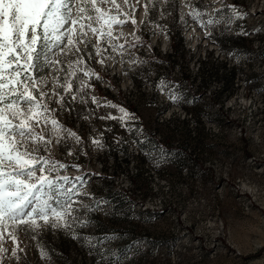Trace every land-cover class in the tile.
<instances>
[{"label": "rangeland", "instance_id": "374dc122", "mask_svg": "<svg viewBox=\"0 0 264 264\" xmlns=\"http://www.w3.org/2000/svg\"><path fill=\"white\" fill-rule=\"evenodd\" d=\"M148 2L124 6L136 23L122 16L114 28L123 54L90 61L101 79L88 91L100 106L77 101L74 128L69 111L56 114L81 138H53L51 154L69 165L61 175L83 177L77 188L88 195L73 198L74 215L87 224L19 231L21 259L7 240L5 264H264V0H151L145 14ZM135 28L147 42L131 49ZM177 29L184 47L172 53ZM120 108L133 118L119 119ZM118 188L133 197L113 208L108 192Z\"/></svg>", "mask_w": 264, "mask_h": 264}, {"label": "snow or ice", "instance_id": "6c2138e0", "mask_svg": "<svg viewBox=\"0 0 264 264\" xmlns=\"http://www.w3.org/2000/svg\"><path fill=\"white\" fill-rule=\"evenodd\" d=\"M150 3L142 5L145 14ZM127 5L128 0H0V264H5L7 240L15 245L11 256L21 259L19 231L87 224L74 215L73 198L88 195L77 188V183L83 187V177L61 175L69 165L51 154L53 138L56 143L81 138L56 114L72 111L77 101L91 99L100 106L88 91L101 79L90 61L103 65L105 53L107 58L117 49L123 54L122 33L114 28L127 22L122 16L136 23L124 11ZM225 7L242 17L235 5ZM190 15L201 13L192 9ZM120 112L121 120L133 118L124 108ZM86 243L91 245V238ZM40 255L48 257L43 248Z\"/></svg>", "mask_w": 264, "mask_h": 264}, {"label": "trees", "instance_id": "16d2710c", "mask_svg": "<svg viewBox=\"0 0 264 264\" xmlns=\"http://www.w3.org/2000/svg\"><path fill=\"white\" fill-rule=\"evenodd\" d=\"M225 4H226V2H225ZM217 9L218 8H216L215 10L217 11ZM135 34L136 35H138L139 36V39L138 40H133V41H131L130 42V48L131 49H135L136 48V46L139 44V43H141V42H144V43H146L147 42V37L145 36V35H141V32H140V29L139 28H135ZM238 37V35H234V34H232V35H229V36H227V40H228V42L229 41H233V40H235V38H237ZM169 46H170V48H171V51H172V53H175L178 49H180V50H183V47H184V45H183V38H182V36L179 34V30L177 29L176 31H175V33L174 34H172V35H170V39H169ZM136 54H139V55H142V59L144 60V61H147V60H154V59H158V57H157V53L156 54H151V55H149V56H146V55H144V54H142V53H136ZM233 70V69H232ZM232 74H233V71H232ZM226 81V80H225ZM225 83H227V85H226V87L227 86H229L228 84L230 83L228 80L225 82ZM127 107H129V109H132V106H127ZM67 120L69 121V123H70V128H74V123H73V117H72V115H71V111H69L68 112V114H67ZM153 137V136H152ZM153 139L155 140V141H158V139L157 138H155V137H153ZM121 153L122 154H124L125 156H127V154H126V149L125 148H123V147H121ZM114 158H115V156H114ZM126 165H127V162H126ZM81 170H84V169H81ZM108 194H109V196H111V198L113 199V208H116V207H118L119 206V204H120V202H121V198H123V197H127L128 199H130V198H132L133 197V194H132V192H130V191H128L127 189H122V188H118L117 190H115V191H111V192H108ZM87 216H88V218H92V219H94V221L95 222H98V223H100L101 222V220H100V218L97 216V213H95V212H93V211H91V209L90 210H88L87 211ZM112 217H114L113 219V221H118V219H124L123 217V215H120V216H112ZM131 226H132V229L134 228H136L135 226V224H130ZM134 232H135V230H133ZM125 241V240H124ZM63 244H64V242H62ZM63 244L61 245V247H60V249H61V252L60 253H64L65 251H66V247L65 246H63ZM65 245V244H64ZM49 250H50V252H51V254H52V256H53V258H55V259H57L58 261H60V260H63V262L65 263V259H62V255L63 254H60L61 256H60V258L58 257V256H56L52 251H51V248H49ZM65 257V256H64Z\"/></svg>", "mask_w": 264, "mask_h": 264}]
</instances>
